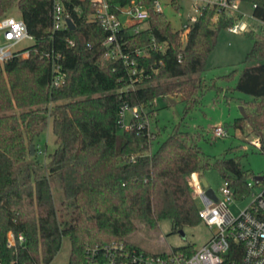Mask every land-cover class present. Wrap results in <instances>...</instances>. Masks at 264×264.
<instances>
[{
    "label": "trees",
    "instance_id": "trees-1",
    "mask_svg": "<svg viewBox=\"0 0 264 264\" xmlns=\"http://www.w3.org/2000/svg\"><path fill=\"white\" fill-rule=\"evenodd\" d=\"M117 1V0H111ZM253 5L262 22L260 33L248 30L253 44L235 89L252 96L244 100L247 116L234 126L247 125L261 140L264 151V0ZM67 23L55 28L53 0H0V18L18 5L33 44L0 60V260L2 264H50L62 243L71 241L68 264H83L87 249L122 240L139 222L156 227L170 218L173 228L201 221L200 206L189 177L215 168L230 182L237 197L249 194L248 173L237 157L210 156L198 143L199 134L174 130L152 150L157 132L147 123L125 129L119 121L121 105H142L141 120L155 113L158 97L182 94L185 113L200 102L201 94L216 83L200 76L219 32L243 13L221 11L215 24L214 7H207L183 41L165 12L150 8L149 26L127 32L131 47H150L155 36L165 50L149 48L140 58L146 75L129 86L128 66L104 60L106 31L89 14L92 0H63ZM27 55L24 56L23 53ZM66 82L53 86L56 65ZM227 75L226 77H229ZM51 122L56 147L44 163L31 156L30 145ZM226 128V127H225ZM121 129V130H120ZM63 190L64 209L56 206L52 180ZM23 232L22 245H9L7 233ZM193 252V245L181 246Z\"/></svg>",
    "mask_w": 264,
    "mask_h": 264
},
{
    "label": "built area",
    "instance_id": "built-area-1",
    "mask_svg": "<svg viewBox=\"0 0 264 264\" xmlns=\"http://www.w3.org/2000/svg\"><path fill=\"white\" fill-rule=\"evenodd\" d=\"M92 5L94 12L89 17L98 21L107 33L102 42L105 47L103 59L122 60L128 66L131 87L141 82L146 75V67L140 58L149 55V48L158 51L165 50L167 46L153 36L149 48L131 47L126 38L127 32L138 33L149 26L150 8L165 12V6L171 5L181 13L186 5L185 22L177 29L183 41L207 7L215 8L212 24L217 22L223 10L230 14L242 13L239 0H92ZM64 10L63 0H53V22L57 29L68 23ZM249 27V23L239 19L229 29L238 33ZM0 36L4 40V43H0V60L7 59L15 52L11 48L13 45L26 37L33 38L22 18L7 15L0 18ZM65 82L66 73L57 64L52 85L59 87ZM126 110L131 113L127 121L124 120ZM143 113L142 105L131 106L124 102L119 115L121 126L125 129L132 127V118L138 119L139 127L148 124L147 117L145 121L140 119ZM214 130L217 136L227 134V129L221 124ZM254 143L260 147V138H256ZM189 182L195 197L202 201L199 209L201 220L214 229L206 243L193 252L177 248L155 253L133 243L112 240L89 247L83 264H264V176L256 177L255 183L248 181L253 197L238 213L230 208L236 195L227 179H224L221 187L222 196L216 193L217 200L204 193L205 187L198 173H192ZM256 185L259 187L257 190L254 189ZM7 240L9 245H22L26 236L23 232L9 230Z\"/></svg>",
    "mask_w": 264,
    "mask_h": 264
},
{
    "label": "rangeland",
    "instance_id": "rangeland-1",
    "mask_svg": "<svg viewBox=\"0 0 264 264\" xmlns=\"http://www.w3.org/2000/svg\"><path fill=\"white\" fill-rule=\"evenodd\" d=\"M240 11L243 13V20L249 23L248 30L260 33L262 22L253 16V5L250 2L239 0ZM187 6L178 13L176 7L165 6V13L172 23L174 29H179L185 22ZM7 16L21 18V10L18 5H13L7 12ZM246 31L233 32L229 28H223L219 32L218 41L209 54L206 68L200 74L201 77L216 83L218 87L205 90L200 96L199 104L189 113H185L186 101L182 94H173L168 97H158L155 103V113L147 117L150 129L157 132L152 150L157 149L159 144L179 126L182 130L198 133V143L210 156L237 157L242 168L248 173V181L256 182V177L264 176V151L254 143L258 135L251 131L247 125L246 132L234 126L236 118L243 116L240 106L247 107L244 100H251L252 96L235 89L238 77L242 69L246 66L243 63L247 52L253 44V38ZM31 37L22 39L13 45L12 51H19L33 44ZM0 43H4L0 36ZM27 55L26 52L23 53ZM230 75L229 77H226ZM173 100V101H172ZM131 113L125 111L124 120H129ZM223 125L227 129V134L217 136L215 127ZM121 130V129H120ZM35 154L45 163L50 152L56 147L55 134L52 131L51 122L41 133L35 142ZM199 176L207 179L219 196H222L221 187L224 178L215 168H207L199 171ZM259 188L255 186V190ZM52 189L55 203L62 212L63 190L57 178L52 180ZM253 189V190H254ZM252 194L234 197L230 208L234 213L246 207L252 200ZM199 206L202 205L200 198H197ZM214 233V229L202 220L196 225H186L182 228L174 229L170 218L159 221L156 227H151L145 222H139L138 228L131 233L128 239L135 245L150 252H169L181 246L193 245L199 248L206 243ZM71 252V241L68 236L62 237L59 251L50 264H68Z\"/></svg>",
    "mask_w": 264,
    "mask_h": 264
},
{
    "label": "water",
    "instance_id": "water-1",
    "mask_svg": "<svg viewBox=\"0 0 264 264\" xmlns=\"http://www.w3.org/2000/svg\"><path fill=\"white\" fill-rule=\"evenodd\" d=\"M67 21H68L69 26L71 28H73L74 27L73 21L70 18H68ZM240 109H241L242 115L244 117H246L247 116V112L245 110V107L242 105V106H240ZM30 154L31 155H34L35 154V144L34 143H31V145H30ZM201 181H202L203 186L205 187L204 193L208 197H210V198H212L214 200H217V198H218L217 197V194H216L215 190L211 186H209V183H208L207 179L204 178V177H201Z\"/></svg>",
    "mask_w": 264,
    "mask_h": 264
},
{
    "label": "crops",
    "instance_id": "crops-1",
    "mask_svg": "<svg viewBox=\"0 0 264 264\" xmlns=\"http://www.w3.org/2000/svg\"><path fill=\"white\" fill-rule=\"evenodd\" d=\"M193 173H195V174H197V173H198V174H199V172H193Z\"/></svg>",
    "mask_w": 264,
    "mask_h": 264
}]
</instances>
